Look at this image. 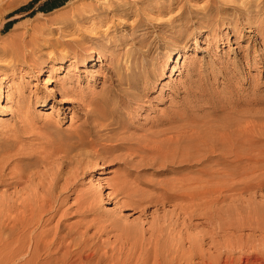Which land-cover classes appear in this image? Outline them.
Masks as SVG:
<instances>
[{
    "label": "rangeland",
    "instance_id": "1",
    "mask_svg": "<svg viewBox=\"0 0 264 264\" xmlns=\"http://www.w3.org/2000/svg\"><path fill=\"white\" fill-rule=\"evenodd\" d=\"M104 1L0 0V152L7 148L12 154L19 150L21 152V149L29 151V154L24 152L13 156L12 159H16L22 155L30 156L37 150L50 149L47 151L51 152L53 145L57 148L62 142V149L58 147L59 150H56L53 146V150L59 152H52L58 158L65 155L66 149L75 143L76 133L85 130L92 120L90 112L94 105L90 100L109 87L108 78L112 75L114 62L119 59L123 71L129 66L135 67V57L138 56L141 66L137 70L143 76L140 94L144 97H140L137 103H130V108L127 107L130 112L125 109V114L128 111L127 116L131 113L128 119L139 127L137 130L130 129L127 135L132 132L135 135L137 133L134 136L136 138L145 135L140 142L155 145V149L162 148L164 154L168 152L166 148L170 147L169 152L174 151L173 155L178 158L183 149H190L197 156L205 154L207 148L212 147L216 140H223L230 131L233 137L239 138L240 135L241 140L247 135L245 129H248L246 132L251 133V137H264V0H178L172 11L163 14L150 11L148 5L151 4L146 2L143 6L142 0H130L134 2L133 9L126 11L120 6L109 8L110 2ZM116 1L122 3V0ZM106 3L108 6H105ZM142 7L146 10L143 16H152L155 19L149 20L163 25L152 28L144 22V25L132 29L141 19L134 8ZM106 9L111 12H104ZM182 11L185 14L181 21H170V17ZM204 16L209 18V26L200 24V18ZM160 17L162 20L158 19ZM234 26L238 27L237 31ZM180 27L185 29L178 31ZM92 36L102 37L106 43H109L108 39L117 38L119 45L95 51L92 48L94 43L90 40ZM142 50L149 52L143 56L139 54ZM176 51L181 52L180 55ZM83 53L86 55L84 59L78 60L77 56L80 58ZM164 57L168 62L162 69L160 63ZM124 87L128 88L126 85ZM165 117L172 121L156 128L151 125L158 118ZM229 119L234 123L229 122ZM237 120L240 122L235 125ZM227 121L233 124L237 133ZM145 128H151L152 131L146 132ZM239 128L242 132H239ZM71 136H76V139ZM188 137L195 140L193 148L186 146ZM11 138L17 142H13L16 146L11 144L4 148L6 146L2 141ZM247 138H250L249 135ZM138 140L132 142L137 143ZM42 144L51 146L46 148ZM163 145L165 148L160 147ZM39 146L42 149L40 151ZM139 159L137 155L135 160ZM116 160L87 167L74 185L75 191L61 206L53 224L60 221L64 233H69L67 244L81 231L86 229L92 234L98 227L91 221L98 215L84 211L85 204L78 200V195L84 197V194H91L101 188L104 196L99 214L102 219H106L108 228L112 229L107 230V234L103 233L101 238L107 240L110 237L114 240L116 232H120L113 228L116 222L133 224L141 217L146 218L147 213L154 209L148 210L146 216L137 209L125 210L119 203L120 196L111 194L113 185L119 180L117 176L125 177L129 185L147 192L203 166L202 161L187 168L182 167L187 162L163 166L138 165L134 160L125 170L123 161ZM22 162L25 165L29 161ZM78 202H82L80 206L83 205L84 209L78 207ZM168 207L171 208L168 205L166 209ZM118 216H123V219L126 216V220ZM200 216L194 217L196 222L201 221L203 216ZM146 225L149 227V224Z\"/></svg>",
    "mask_w": 264,
    "mask_h": 264
},
{
    "label": "bare ground",
    "instance_id": "2",
    "mask_svg": "<svg viewBox=\"0 0 264 264\" xmlns=\"http://www.w3.org/2000/svg\"><path fill=\"white\" fill-rule=\"evenodd\" d=\"M177 1L142 0L141 2L143 6L146 2L151 4L148 5L150 11L163 14L172 11ZM104 2H110V4H105V6L108 4L109 8L120 6L124 10L133 9L134 3L130 0H122V3L116 0ZM138 8H134L135 13L141 16V19L132 29L135 26L144 25V22L152 28L163 25V23L149 20L152 16H143L146 11L144 7ZM106 10L104 12H111L109 9ZM184 14L185 12L182 11L170 17V21L178 19L181 21ZM200 21L202 26H209V18L204 16L200 18ZM181 27L178 31L185 29ZM233 28L237 31L238 27ZM90 40L94 43L92 48L99 52L104 47L119 45L117 38L108 39L109 43L98 36H92ZM147 52L149 50H142L140 53L138 51L143 56ZM176 52L178 55L181 53ZM74 56L76 57V54ZM84 56L86 55L83 53L80 58L78 56L77 58L82 61ZM166 56L168 57L167 54ZM139 61V56L135 57L137 65L129 66L123 71L122 62L120 63L119 59L114 62L112 75L108 78L109 87L101 90L99 95L95 94L98 96L90 100L94 107L91 105L93 107L90 112L92 120L89 125L87 124L88 127L83 129L84 131L81 130V133H76L77 139L71 136L76 139H74L75 143L71 142L70 137L72 145L63 141L66 145H70L65 155L59 158L58 155L54 156L56 150H59L58 147L61 148L62 142L58 147L57 142V148H55V145L51 144L54 142L52 141L50 144L56 149L54 152L53 146L51 147L54 153L47 151L50 149L40 151L42 149L39 146L40 152L37 150L30 156L23 157L22 155L12 159L13 156L23 154L24 149L20 152V150L17 151L18 148L17 153L12 154L7 150L6 145L16 146L17 142L12 138L5 142L2 141L7 152L2 151L3 149L1 150L3 153L0 152V264H264V137L253 135L251 137V133L246 132L248 129H245L247 124H244L243 128L247 133L244 137L249 135L250 138L243 137L242 141L240 135L239 138L233 137L230 131L223 140H216L212 147L207 148L205 154L197 156L193 155L190 149H183L181 157L178 158L177 155L174 156V151V155L169 152L170 147L166 148L168 152L165 151L164 154L163 151L161 152L162 148L155 149V145L151 146L145 141L140 142L145 135L140 136L142 138L134 137L137 133L135 135L133 132L127 135L126 132L130 129H139L129 120L128 116L131 113L127 116V111L125 114V109L130 108L128 107L130 103H137L143 96L140 94L143 76L140 70H137L141 66ZM125 62L128 61L125 60ZM167 62L166 57L161 59L162 69L165 68ZM140 63L142 64V61ZM167 118H158L151 125L158 127L172 121L169 117ZM238 120L235 125L239 124ZM231 121L234 123L232 119ZM231 121L229 119V122ZM231 126L233 129V124ZM240 128L239 132H242ZM26 129L29 130L27 127ZM150 129L145 128L144 130L147 132ZM137 139H139L137 143L132 142ZM194 141L193 138L188 137L185 140L186 146L193 148ZM164 144L166 145L165 142ZM42 145L44 147L47 144ZM181 145L182 148L183 144ZM197 145L195 147H198ZM50 146L47 147L50 148ZM160 147L165 148L164 145ZM31 150L30 152L33 153ZM119 151L123 153L115 155ZM137 155L140 158L138 161L135 160ZM116 159L123 161L125 170H128V166L132 165L134 160L138 165L161 164L163 166L187 162L182 164V167L187 168H191L195 162L202 161L203 166L201 165L202 167L197 170L185 172L186 174L182 172L181 178L161 183L160 186L153 187V191L147 192H142L143 189L140 191L136 189L137 187L129 185L125 177L118 178L117 176L116 179L119 180L115 184L110 181L112 185L114 184L111 194L115 193L120 196L119 203L125 210L137 209L145 216L148 214L146 218L141 217L139 221L136 220L137 222L133 224L128 223L129 225L127 221H123L125 224L114 222L113 228L120 231L116 232V235L111 232L115 235L114 240L110 237H107V240L101 238L103 233L107 234L106 231L111 229L105 223L106 219H102V215L99 214L100 202L104 196L101 188L91 194H84V197L78 195V200L82 201L83 205L85 204L84 211L98 215L91 217V221L98 224V227L96 226L97 230L92 234L85 231L86 229L79 231L80 235L67 244L69 233H64L62 224H59L60 221L53 224L61 206L75 191L73 187L87 167ZM23 160L29 162L22 165ZM81 203L78 202V207ZM168 205L171 208L166 209ZM152 207L154 209L146 214ZM199 215L203 217L200 216L201 221L196 222L194 217ZM119 217L123 219V216L117 218ZM145 223L149 224V227L145 226Z\"/></svg>",
    "mask_w": 264,
    "mask_h": 264
}]
</instances>
